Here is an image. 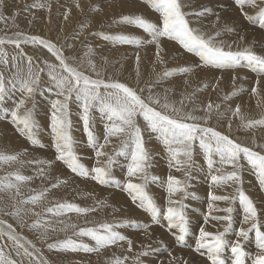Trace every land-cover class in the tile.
<instances>
[{
	"label": "rangeland",
	"instance_id": "374dc122",
	"mask_svg": "<svg viewBox=\"0 0 264 264\" xmlns=\"http://www.w3.org/2000/svg\"><path fill=\"white\" fill-rule=\"evenodd\" d=\"M181 3L184 5L182 10L187 14L186 18L189 20L192 28L199 29L206 38L211 37L216 43L224 42L226 46L232 45L231 50L233 51H242L245 48H250L249 46L245 47L247 43L244 42V33L252 34L253 32V35L261 39L264 38L259 36L255 31L258 27L264 28V25L260 24L259 17L260 9L264 8L262 0H257L256 6L246 4L242 10H240L241 7L234 0H181ZM235 10L236 12H234ZM65 13L68 14L67 19H65ZM228 15H231L233 18L226 20V16ZM136 16H141L149 22L158 25L161 21L160 14L152 9L150 0H0V39L7 41L8 38L18 32L28 36L38 35L41 38L49 39L58 46H62L65 54L70 60L74 61V66L82 63L85 74L90 75L93 79L97 78V76L88 69V59H91L97 66V71L102 73L101 78L106 81L112 79L126 83L135 88L138 94L143 97L159 95L161 103L167 102L171 106L185 112H191L197 116H204L205 112L203 109L211 104L213 106L212 115L206 125L201 121L203 126L211 127L215 120L220 119L217 121L218 123L215 121V124L224 130L223 134L228 135L242 146H251L250 149H255L260 154H264V149H260L259 147V145L264 144V126L257 125L256 127H251L253 130H250V127H245L249 121L264 118V90L257 88L254 83L251 85V81L247 77V72L253 73V71L246 68L243 62L235 69L223 68V70H214L215 68L204 65L193 53H189L183 49L178 42L172 41L167 37L160 38L162 51L159 53V57L157 56L155 43H143L137 46L120 44L114 40L102 38L101 34L107 36L127 35L141 41L150 40L151 37L142 29L123 19L124 17L135 18ZM248 17H251V19ZM220 31L223 32L220 33ZM234 34H236V37ZM241 38L243 42L241 41L240 43ZM237 42L241 46L239 49L233 46ZM69 45L71 47H68ZM89 48L92 49V54L87 56L86 53ZM0 49L7 53L6 59L8 63L5 64L0 61V75L4 76L6 84L17 71L16 68H12L11 66V58L13 56H17V64L20 71L24 74L28 72L26 57H32L34 67L36 65L43 67L45 60L50 63H57L55 58L51 57L42 46L22 44L21 48L17 49L14 44L5 42L3 45H0ZM225 50H228L227 47ZM21 51L25 54L24 57L19 56ZM253 51L258 55H262L260 50L256 51L254 49ZM137 55L140 56L139 65L136 63ZM181 57L184 58V62ZM137 68L139 76H137ZM184 68L189 69V71L181 72L180 69ZM166 71L170 72L171 75L164 76L163 74ZM210 73L211 75L214 74L216 78L211 77L210 80L212 81L208 79L210 82H207L205 76L207 74L210 76ZM229 73L231 75L230 78L233 77L232 79L229 78ZM242 76L246 77L249 82L246 83L247 87L252 89L255 86L258 89L257 94L259 96L257 95V99L255 98V101L257 100L255 104L258 106L242 107L241 103L237 101H233L230 105L225 106L227 100L225 98H228L229 95L230 98L242 95V93L238 95L241 91L235 89L237 82L241 81ZM208 84H212L210 87L213 88L209 87L208 96H199L198 87L206 88L205 86ZM177 85H179V88ZM51 86L49 77L45 71L41 74V81L34 97L27 98L24 108L20 109L21 113L25 109H33V100L35 101L32 118L36 125L33 130L34 138L39 141L38 144H33L27 136H21L17 132L16 126L11 123L10 115H5V110L10 113L20 99L26 98V94H22L18 87L13 88L11 84H7V87L11 91L6 96L5 101L0 103V116L5 117L4 119H0V156L10 155L16 157V160L12 162L0 160V178L7 177L9 173L16 172L31 178L19 184V195L16 194L15 188L7 191L2 190V185H0V219L12 224L17 233L33 241L37 247L41 248L42 254L49 261V264H113L116 258L123 260L124 264H134V260L139 261V264H211L203 255H201L202 258L198 261H191L192 257L187 256L188 251L193 250L192 252H196L194 248L196 247L200 227L204 226L206 231L212 233L224 232L225 228L229 227V222L216 219L214 221L212 217L226 215L231 216V224L229 231L225 233L224 238L227 250H224L225 252L221 254V264H228L229 258L234 263V254L231 253L230 248L236 242L242 245L246 253L244 258L245 264H252L253 258L259 252L257 247L258 241L255 230L252 229L253 221L245 222L243 219L245 213L243 206L238 201L236 189L238 187L241 188L253 201L254 207L260 209L257 210L259 214H257L255 223L262 231L264 230V210L261 209L260 200L264 204V186L259 184L253 169L251 166L249 167L247 161L242 156L241 183L229 182L228 184L216 185L211 181V176L218 174L215 169L221 167L218 163L219 158L215 155L213 156L214 169L211 170L204 159L203 151L199 148L198 142H196L193 150V161L196 158H200L203 161L205 172L198 173L207 177L209 184L212 183L210 191H205V187H202V190L205 192L199 190V193H197L198 190L191 187L195 183L192 179L193 175H191L193 166L187 167L172 162L170 154L167 151V146L160 139L159 141L157 140L158 134L145 130L146 123L142 118H139L137 123L142 129L145 148L149 153V161L146 168L148 178L146 181L142 180L140 176L131 179L134 183L145 184L146 191L160 209V214L153 220L150 213L137 207L129 195L122 190L123 185L130 178L127 176V171L126 173H121L119 167L125 165V169H127L130 162V149L124 151L128 153V157L125 158L124 162L116 163L117 159H119L117 153L120 151L122 137H111L105 143L104 124L106 123V117L98 109L91 110L90 126L93 135L96 137L97 148L100 144H105V147L100 149L105 155L101 157L95 155L97 148L92 147L88 143L83 129V122L80 118V109L74 103L70 104L73 151L77 155L79 162L88 169L94 166H103L108 162V158L112 157V162L108 167L116 183L110 181L106 185H101L91 178L81 177L71 172L63 161L55 159L56 153L52 147V133L49 125L50 101L57 99V97L54 91H47ZM141 89H143V92L140 91ZM216 105L220 107L216 108ZM237 106L240 108V113L239 115H234L233 113ZM169 111H171V108ZM240 117H243V120ZM258 132L263 139L256 144H252L253 142H257L258 138L255 133ZM251 134L255 136H252V138H256L255 140L250 138ZM155 136L156 139H154ZM240 136L241 138L246 136L244 137L246 144H242L240 140L237 141ZM41 144L43 147L40 146ZM162 149L164 150L162 157L164 159L156 155ZM180 159L183 160L184 158L181 157ZM115 168L117 169L114 170ZM224 170L227 173L232 171V168L230 165H225ZM185 173L188 174L187 177ZM122 175L126 177L123 182H120L119 176ZM169 175L186 183L187 187L183 191L176 192L170 196L167 191V177ZM152 177H156V179L154 180ZM246 177L250 181H247ZM248 182L253 185H250ZM118 184L121 186H118ZM213 184L219 188H215ZM53 185H56V187H53ZM220 186L225 187L220 189ZM248 186H252L253 188H249ZM41 192H43V196L36 203H19L28 200L33 195H39ZM210 192L214 195L236 196L237 200L230 199L228 201L213 202L210 200ZM194 193H197V195H194ZM198 196H204L205 200L212 207L210 208L209 205L208 212L204 213V215L208 214V217L205 218L206 223L203 225L199 224L196 228H194L196 225L194 223L189 227L191 222L201 218V213L206 206L201 201L204 198L201 199ZM115 197H119L120 201L122 200L121 203L124 204L125 211H128V213L124 214L121 212L120 214L117 211L118 203L112 201ZM169 199L175 203L169 204ZM65 202L74 203L79 207L91 208L93 211L82 214L69 212L61 216H55L46 211L47 208L55 207L57 204ZM13 206L19 211V217L4 215L5 212L13 211ZM169 206L177 208L183 206V213L186 210L189 211L188 214L184 213L187 219L188 231L185 234L183 242L177 239V236L180 235L178 227L172 229L167 227L168 221L165 219L164 214ZM191 206H194L193 210H191ZM229 207L231 208V213L222 210ZM215 209L221 210L216 211ZM37 213L40 214L39 221L42 225L39 230L25 227L24 225H31L37 222ZM125 216L131 219L128 220L127 218V220H123ZM103 223H110L114 226L118 225V227H115V230L124 235L126 239L118 241L116 244L105 246L98 252H84L80 250L77 252L57 253L47 248L48 243L62 241L67 238H72L78 243H85L90 247H95V242L90 237L78 236L75 233H78L81 228H98ZM65 225L68 227H65ZM71 225H75V228H72ZM210 225L211 227L207 229ZM140 227L144 228L146 235L140 231L142 229ZM241 228L249 231L247 238L237 235L238 230ZM45 232L47 233L45 239H40L41 234ZM160 232L169 236L164 238V235H161ZM133 233L135 235L131 237ZM128 234L131 235L129 236ZM142 237L143 239H141ZM129 239L132 242L131 251L128 249ZM164 243H170V247L163 246ZM0 246L4 247L6 253L11 252L13 259L21 260V257L16 256L11 241H7L6 238L0 239ZM141 253L147 254L141 255ZM125 257H127V260L124 259ZM23 264H28L26 257L23 258Z\"/></svg>",
	"mask_w": 264,
	"mask_h": 264
},
{
	"label": "snow or ice",
	"instance_id": "6c2138e0",
	"mask_svg": "<svg viewBox=\"0 0 264 264\" xmlns=\"http://www.w3.org/2000/svg\"><path fill=\"white\" fill-rule=\"evenodd\" d=\"M234 2L243 9L246 4L253 6L257 5V0H234ZM264 2V0H262ZM152 9L160 14V24L149 22L141 16L135 18L124 17V21L133 23L147 33L151 39L141 41L127 35L107 36L101 34L105 40H114L120 44L142 45L143 43H155L157 47V56L162 51L160 47V38L167 37L172 41H176L189 53H193L204 65L211 66L217 69L236 68L244 63V66L250 70L264 75V55L256 54L251 48H245L242 51L231 50V45H225L224 42L216 43L213 38H206L199 29H194L190 26L187 14L182 10L184 5L181 0H150ZM202 14V13H201ZM247 15V14H245ZM260 24L264 25V8L259 11ZM68 14L65 13V19ZM251 19V17H248ZM5 42L14 44L17 49L21 48L22 44H31L42 46L43 49L55 58L57 63H50L47 60L43 62V67L32 64V57H26L28 61V72L24 74L20 71L17 64V56H13L12 68L17 71L12 78L7 81L13 88H19L22 94H26L25 99H20L15 105V108L8 113L5 110V115H10L11 123L16 126L17 132L21 136H27L33 144H38L39 141L34 138L35 122L32 118V111L35 106L33 100V109H25L21 113L20 109L24 108L26 99L33 98L37 92V87L41 81V74L46 71L49 77L51 87L47 89L53 92L57 99L50 101V130L52 133V147L55 150L57 161H63L71 172L85 178H91L101 185H106L112 180L111 172L108 165L112 162V157L108 158V162L103 166H94L90 170L79 162L77 155L73 151V137L71 134L72 122L70 120V104H76L80 109V118L83 122L84 133L87 141L92 147L97 148L96 137L90 126V113L92 109H98L100 113L106 117L104 124V140L105 143L111 137H122L120 151L117 155L123 154L125 150L130 149V162L127 166V176L130 178L124 185L122 190L131 198L132 202L137 207L151 214L155 220L160 214V209L154 203L153 198L148 194L144 183L132 182L133 177L140 176L142 180H147L146 168L149 161V153L145 148V140L142 134V129L138 125L137 120L142 118L146 123V129L149 132L158 134L164 145L167 146V151L170 154L171 161L177 165L187 167L194 166L193 150L196 142L199 148L203 151L204 159L207 166L212 168L214 165L213 156L218 157V163L221 167L216 168L218 173L211 176V181L216 184H228L234 182L241 183L240 170L241 156L247 161V164L253 169L256 178L261 186H264V154L253 151L249 147L242 146L235 142L228 135L223 134L210 126L206 125L212 115L213 106L209 104L203 111L204 116H197L191 112H185L169 103H161L159 95H149L143 97L138 94L137 90L126 83L102 77V73L97 71V66L91 59L87 60V67L91 72L95 73L97 78L93 79L90 75L85 74V70L81 64L74 66V61L62 50V46L51 42L49 39L41 38L38 35H24L15 33L14 36L7 41L0 39V45ZM68 47H71L70 45ZM227 47L228 50H225ZM92 54V49L89 48L87 56ZM7 53L0 49V61L7 64ZM20 57L25 54L21 51ZM140 56H136V63L139 65ZM162 62V61H161ZM181 72H187L189 69H180ZM164 76L171 75L170 72H164ZM137 76L139 71L137 68ZM5 78L0 75V103H3L11 89L7 87ZM143 92V89L140 90ZM252 93L257 92V88L251 89ZM227 99V97L225 98ZM219 108V105L215 106ZM171 108V111L169 109ZM240 108L237 106L234 115H239ZM219 115V113H217ZM0 116V119H4ZM243 120V117H240ZM257 125L264 126V118L256 121H249L245 127H255ZM43 147V145H40ZM105 144H100L95 155L97 157L104 156L103 149ZM264 149V144L259 145ZM184 159L181 160L180 158ZM0 160L4 162H12L16 160L15 156H0ZM230 165L232 171L225 173L224 166ZM187 173L185 176L187 177ZM31 178L21 175L18 172L9 173L7 177L0 178L2 190L11 191L16 189V194L19 195V184L30 180ZM156 179V177H152ZM113 183L116 181L112 180ZM56 187V185H53ZM187 184L181 180L169 175L167 177V191L169 195L183 191ZM240 204L243 206L245 213L243 219L245 222L253 221L252 229L255 230V235L258 241L257 247L259 252L252 260V264H264V231H261L255 223L257 218V209L254 207L253 201L241 188H237ZM43 196V192L39 195H33L28 200L19 203L34 204ZM211 201H228L236 199V196H221L209 193ZM175 202L169 199V204ZM181 208L169 206L165 212V219L168 221L167 227L172 229L179 228L180 235L177 239L183 242L185 234L188 231L187 219ZM210 208L212 205L209 206ZM220 211L221 209H215ZM225 212L231 213V208L222 209ZM46 211L55 216H61L65 213L75 212L78 214L93 211L91 208L79 207L74 203H59L55 207L47 208ZM4 215L19 217V211L13 206V211L5 212ZM37 222L31 225H24L31 229L39 230L42 226L37 213ZM216 220H225L229 222V227H226L224 232L212 233L206 231L204 227L199 228L198 239L196 241L195 251L200 255L205 253L201 250H206L207 259L211 264H221V254L225 250V233L229 231L231 224V216H216L212 217ZM23 223V221H21ZM62 223V222H61ZM65 227H68L65 225ZM75 228V225H71ZM115 227L110 223H103L98 228H81L75 235L90 237L95 242V247H90L85 243H78L72 238H67L62 241L48 243L47 248L50 251L59 252H98L101 248L108 245L116 244L118 241H124L126 237L115 230ZM55 230V229H53ZM46 232L41 234L40 239H45ZM237 235L247 238L249 231L243 228L239 229ZM6 238L11 241L15 249L16 256L21 257L18 261L11 257V252L6 253L4 247L0 246V264H23V258H27L28 264H49V261L43 256L42 249L36 244L17 233L12 224L6 220L0 219V239ZM132 242L128 240V249L131 251ZM234 254V264H245L246 253L239 242L234 243L230 248ZM147 253H141L146 255ZM127 260V257L124 258ZM113 264H124L120 258H116ZM134 264H139V261L134 260Z\"/></svg>",
	"mask_w": 264,
	"mask_h": 264
},
{
	"label": "bare ground",
	"instance_id": "6f19581e",
	"mask_svg": "<svg viewBox=\"0 0 264 264\" xmlns=\"http://www.w3.org/2000/svg\"><path fill=\"white\" fill-rule=\"evenodd\" d=\"M221 3V2H220ZM220 3H219V5H220ZM105 4V3H104ZM218 5V6H219ZM251 5V4H250ZM221 6V5H220ZM105 7V6H104ZM226 7V6H225ZM230 10V9H229ZM228 10V11H229ZM232 10V9H231ZM241 10V9H240ZM234 12H236V10L234 11ZM233 12V13H234ZM230 13H231V11H230ZM201 14V13H200ZM203 15V14H202ZM238 15V14H237ZM243 16V15H242ZM198 17H199V15H198ZM200 18V17H199ZM228 18H233L231 15H228V16H226V20L228 19ZM208 20V19H207ZM237 21V20H236ZM239 22V21H238ZM248 23V22H247ZM237 24V23H236ZM235 24V25H236ZM241 24V23H240ZM239 25V24H238ZM249 25H250V23H249ZM210 27V26H209ZM227 27V26H226ZM237 27V26H236ZM242 27H244V26H242ZM195 28V27H194ZM199 28V27H198ZM245 28V27H244ZM202 29V28H201ZM236 29V28H235ZM264 28H262V27H258L255 31L259 34V36H261V37H264V30H263ZM203 30H205V29H203ZM234 30V29H233ZM245 30V29H244ZM246 30H247V28H246ZM250 30V29H249ZM248 30V31H249ZM247 31V32H248ZM203 32V31H202ZM221 32H223V31H220V33ZM225 32V31H224ZM239 32V31H238ZM241 32H243V31H241ZM240 32V33H241ZM249 32H251V31H249ZM226 33V32H225ZM228 33V32H227ZM237 33V32H236ZM233 34V33H232ZM245 34V35H244ZM243 35V37L245 38L244 39V42H246L247 44H245V47H247V46H249L250 48H252L253 50L254 49H256V51L257 50H260V52L262 53V55H264V38L263 39H261V38H259V37H257V36H255V35H253V32H252V34L251 33H244ZM257 34V35H258ZM220 35V34H219ZM226 35V34H225ZM228 35V34H227ZM231 35V34H230ZM235 35V37H236V34H234ZM218 36V35H217ZM224 36V35H223ZM132 37V36H131ZM220 37H221V35H220ZM225 37V36H224ZM228 38V37H227ZM230 38V37H229ZM217 39V38H216ZM220 39V38H219ZM218 40V39H217ZM234 41V40H233ZM241 41L243 42V40H242V38L240 39V43H241ZM229 43V42H228ZM231 44V43H230ZM243 44V43H242ZM181 46V45H180ZM232 46V45H231ZM234 46V48H237V49H239V48H241V46L239 45V42H237L235 45H233ZM243 46H244V44H243ZM244 47V48H245ZM135 50V49H134ZM167 50V49H166ZM169 50V49H168ZM173 50V49H172ZM171 50V51H172ZM244 50V49H243ZM127 52H128V50H127ZM148 52V51H147ZM173 52V51H172ZM185 52V51H184ZM260 53V54H261ZM174 55H176V53H174ZM188 58V57H187ZM181 59L183 60L184 58H182L181 57ZM178 60V59H177ZM179 61V60H178ZM182 62V61H181ZM183 62H184V60H183ZM170 63V62H169ZM175 65H177V64H175ZM244 65V64H243ZM187 66V65H186ZM205 67H207V66H205ZM180 68V67H179ZM213 68V67H212ZM238 68V67H237ZM247 68V67H246ZM245 68V69H246ZM204 69V68H203ZM209 69V68H208ZM226 69V68H225ZM231 69V68H230ZM235 69V68H234ZM249 69V68H248ZM176 70V69H175ZM214 70H217L218 71V69H214ZM213 70V71H214ZM221 70V69H220ZM223 70V69H222ZM178 71V70H177ZM210 71V70H209ZM212 71V72H213ZM228 71V70H227ZM230 71V70H229ZM207 72H208V70H207ZM206 72V73H207ZM219 72H221V71H219ZM243 72V71H242ZM180 73V72H179ZM178 73V74H179ZM244 73V72H243ZM220 74H222V73H220ZM226 74V73H225ZM206 75V74H205ZM229 78L231 77V75H230V73H229ZM194 77V76H193ZM211 77L212 78H216V76L214 75V74H212L211 75V73H210V76L207 74V76H205V78L207 79V82H210V81H212V80H210L211 79ZM247 77L250 79V81H251V85H252V83H254L255 84V86L257 87V88H262V90H264V75H259L258 73H256V72H254L253 71V73H251V72H247ZM233 78V77H232ZM232 78H230V79H232ZM195 79V78H194ZM208 79L210 80V81H208ZM225 79V78H224ZM229 79V80H230ZM177 80V79H176ZM175 80V81H176ZM189 80V79H188ZM187 80V81H188ZM192 80V79H191ZM215 80H217V79H215ZM222 80V79H221ZM226 80V79H225ZM239 80V79H238ZM185 81V80H184ZM214 81V80H213ZM178 82V81H177ZM186 82V81H185ZM230 82V81H229ZM176 83V82H175ZM175 83H174V85H175ZM180 83V82H179ZM178 83V84H179ZM189 83V82H188ZM220 83V82H219ZM232 83V82H231ZM246 83H249L248 81H247V78L246 77H244V76H242V78H241V81H238L237 82V85H236V87H235V89L236 90H239V91H241V92H239L238 93V95H240L241 93H242V95H240V97L239 96H236V97H234V98H230L229 96H228V98H227V100H226V104H225V106H228V105H230L233 101H237L238 103H241V105H242V107H245V106H248V107H254V105L256 106L257 104H255L256 103V101H255V98L257 97V95L259 96V94H257V92L255 93V94H253L252 93V91H250L251 89L249 88V87H247V85H246ZM187 84V83H186ZM221 84V83H220ZM224 84V83H223ZM212 85V84H211ZM211 85H206L205 87L206 88H202L201 86H199L198 87V89H199V92H198V95L199 96H202V95H206V96H208V93H209V87L211 86ZM170 86H172V85H170ZM179 85H177V87H178ZM184 86V85H183ZM214 86V85H213ZM212 86V87H213ZM218 86V85H217ZM254 86V87H255ZM176 87V86H175ZM179 88V87H178ZM211 88V87H210ZM220 88V87H219ZM234 88V87H233ZM182 89V88H181ZM211 89H213V88H211ZM227 89V88H226ZM258 90V89H257ZM218 91V90H217ZM260 91V90H259ZM258 91V92H259ZM262 94H263V91H262ZM264 95V94H263ZM210 97H212V96H210ZM213 97H214V95H213ZM257 99V98H256ZM177 100V99H176ZM241 100V101H240ZM236 105V104H235ZM240 105V104H239ZM258 106V105H257ZM256 106V107H257ZM235 107V106H234ZM226 109V108H225ZM231 109V108H230ZM227 112H229V111H227ZM230 113V112H229ZM222 114V113H221ZM201 115V114H200ZM231 116V115H230ZM218 117H220V116H218ZM222 117H224V116H222ZM224 119H226V118H224ZM220 119H217V120H215L216 122L217 121H219ZM213 122L214 124H212V126L211 127H213L214 129H216V130H218V131H221L222 133H223V129L220 127V126H218V125H216L215 123L216 122ZM218 123V122H217ZM248 123V122H247ZM256 127V126H255ZM253 128V127H252ZM251 127H250V130H253ZM258 130V129H257ZM255 131V130H254ZM257 132V131H256ZM255 135L257 136V138H258V140H256L257 142H253L252 144H256V143H258V142H260V140L261 139H263V137L261 136V134L258 132V133H255ZM249 136H250V134H249ZM252 134H251V137L250 138H252ZM158 137V136H157ZM244 137H246V136H243L242 138H241V136L240 137H238L239 139L237 140V141H241L242 142V144L243 143H245L244 142ZM253 137H255V136H253ZM154 139H156V136H155V138ZM252 139H256V138H252ZM251 139V140H252ZM158 141H159V139H157ZM246 144V143H245ZM74 145H76V144H74ZM77 146V145H76ZM249 147V146H248ZM251 147V146H250ZM249 147V148H250ZM79 148H80V146H79ZM158 148V147H157ZM256 148V147H255ZM161 149V148H160ZM261 149V148H260ZM157 150V149H156ZM253 151H255V149L253 150ZM166 152V151H165ZM128 153H123V154H120V155H118V157H119V159H117V161H116V163H122V162H124V160H125V158L126 157H128V155H127ZM163 154H164V150L162 149L161 151H158L157 152V154L156 155H158V156H161V158L163 157ZM166 154V153H165ZM198 155V154H197ZM115 157V156H114ZM167 158V157H166ZM216 158V157H215ZM214 158V159H215ZM162 159H164V158H162ZM216 160V159H215ZM217 162V161H216ZM85 166V165H84ZM86 167V166H85ZM116 167V166H115ZM204 167H205V165H204V163H203V161L200 159V158H196V159H194V166H193V170H192V174L191 175H193L192 176V179L194 180V184H192V188L193 189H195V190H198L197 191V193H199V190H202V187H205V191H210V187L212 186V183L211 184H209V180H208V178L207 177H205V176H202V175H200L199 173H203V172H205V169H204ZM250 167V166H249ZM248 168V167H247ZM117 168H115L114 170H116ZM119 169L121 170V173H126V171H127V169H125V165H123V166H121V167H119ZM211 170H213L214 169V167H212V168H210ZM90 170V169H89ZM199 172V173H198ZM214 174H216V173H214ZM112 175V174H111ZM251 175V174H250ZM126 176L125 175H122V176H119V180H120V182H123V180H124V178H125ZM249 179V178H248ZM247 179V177H246V180L247 181H250V180H248ZM112 180H114L113 179V176H112ZM112 180H110V181H112ZM246 180H245V182H246ZM249 183V182H248ZM250 184V183H249ZM255 184V183H254ZM244 185V184H243ZM250 185H253L252 183L250 184ZM118 186H121V185H119L118 184ZM213 186H214V184H213ZM245 186H246V184H245ZM215 188H219V187H217V186H214ZM223 187H225V186H220V189H222ZM247 187V186H246ZM249 188H253L252 186L250 187V186H248ZM214 188V189H215ZM115 189H116V187H115ZM220 189H218V190H220ZM212 190V189H211ZM252 190V189H251ZM205 191H203L202 190V192H205ZM224 191V190H223ZM250 191V190H249ZM251 192V191H250ZM197 193H194V195H197ZM167 194V193H166ZM258 194V193H257ZM199 195V194H198ZM255 196H256V194H255ZM260 196V195H259ZM198 197H200L201 199H203L204 198V196H198ZM197 197V198H198ZM257 197V196H256ZM255 197V198H256ZM117 199V200H116ZM193 200H194V198H193ZM237 200V199H236ZM112 201H115L116 203H118V205H117V211L121 214V212L122 213H128V211H125V207H124V204H122L121 202H122V200L120 201L119 200V197H115L114 199H112ZM203 203H205L206 204V206H205V208H204V210H203V212L201 213V218L199 219V220H197V221H193V222H191L190 223V225H189V227H191L194 223L196 224L195 226H194V228H196V226L197 225H199V224H204V223H206V219L205 218H207L208 217V214H205L204 215V213L205 212H208V210H209V208H208V206L210 205V203L208 202V201H206L205 200V198L203 199V200H201ZM239 201V200H238ZM256 201V200H255ZM237 202V201H236ZM260 202H261V204H260V206H261V209L262 210H264V204L262 203V201L260 200ZM240 203V202H239ZM259 207V206H258ZM191 208V210H193L194 209V206H191L190 207ZM118 209H120V210H118ZM257 209V208H256ZM240 210V209H239ZM257 210H260L259 208L257 209ZM115 213H117V212H115ZM185 214H188L189 213V211L188 210H186L185 212H184ZM257 214H259V213H257ZM118 216V215H117ZM127 216H125V218L123 219V220H127ZM135 218V217H134ZM260 218V217H259ZM129 219H131V218H128V220ZM261 219V218H260ZM214 221H215V219H214ZM212 224H213V222H212ZM211 224V225H212ZM211 225L207 228V229H209L210 227H211ZM204 227V226H203ZM120 228V227H119ZM140 228H142L140 231L141 232H143L144 233V228L143 227H140ZM193 228V229H194ZM125 230H127V229H125ZM149 231V230H148ZM262 231H264V230H262ZM147 232V231H146ZM167 232V231H166ZM140 233V232H139ZM138 234V233H137ZM160 234H161V232H160ZM129 236L131 235V234H128ZM133 235H135V233H133L132 234V236L131 237H133ZM141 235V234H140ZM140 235H138V237H140ZM144 235H146V233H144ZM144 235H143V237H144ZM148 235H149V232H148ZM161 235H164V238L166 237V236H169L168 234L166 235V234H164V233H162ZM143 237L141 238V239H143ZM153 237V236H152ZM168 239V238H167ZM174 240V239H173ZM153 243V242H152ZM163 246H168V247H170V243L168 244V243H164V245ZM225 250H227V247L225 246ZM186 251H188V250H186ZM193 250H190V251H188V255L187 256H190V257H192V260L191 261H198L200 258H202V256L199 254V253H197V252H192ZM194 251H195V248H194ZM203 251V250H202ZM225 252V251H224ZM204 257L205 258H207V253H206V251L204 250ZM187 254V253H186ZM192 254V255H191ZM169 255V254H168ZM186 256V255H185ZM229 260L230 261H228V264H232L233 263V261L231 262V258H229ZM234 264V263H233Z\"/></svg>",
	"mask_w": 264,
	"mask_h": 264
}]
</instances>
